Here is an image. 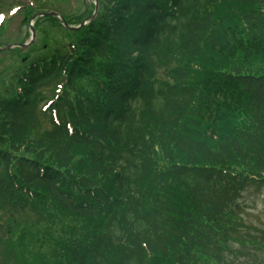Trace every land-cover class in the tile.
I'll list each match as a JSON object with an SVG mask.
<instances>
[{
  "label": "trees",
  "instance_id": "trees-1",
  "mask_svg": "<svg viewBox=\"0 0 264 264\" xmlns=\"http://www.w3.org/2000/svg\"><path fill=\"white\" fill-rule=\"evenodd\" d=\"M99 3L2 54L0 264H229L264 185V0Z\"/></svg>",
  "mask_w": 264,
  "mask_h": 264
},
{
  "label": "rangeland",
  "instance_id": "rangeland-1",
  "mask_svg": "<svg viewBox=\"0 0 264 264\" xmlns=\"http://www.w3.org/2000/svg\"><path fill=\"white\" fill-rule=\"evenodd\" d=\"M33 1L34 0H0V13L6 15L7 23H9L8 31L3 38V44H7L10 41L21 42L26 40L28 27L23 23V15L21 14L10 17L9 11L12 8L17 7L18 4L26 5V3H33ZM51 1L55 8L61 9V11L72 15H79L86 10V5L83 4L82 0H68L69 2L67 0ZM43 28L45 31L37 32L36 42L30 48L36 53L41 52L44 41L47 40L48 42L49 40V42H51L52 37L56 33V30L51 27L50 23H43ZM48 32L50 33L49 36ZM25 51L26 50L23 52ZM14 64V60L10 58V56H3L0 54V76L2 75L0 77V92L4 90L1 81L6 75L5 70H10ZM7 77L9 78V75ZM51 91L52 90H46L44 92L47 100L52 97ZM242 203L245 205V212L242 215L238 238L240 240H246V245L242 246V244L239 243H232L231 245L234 247L235 253L228 255V262L229 264H264V250L248 243V241L256 239L264 246V185L249 188L243 195ZM24 221L25 219L23 222ZM3 253L5 255V253L8 252L5 249ZM11 263L12 260L9 259L8 264ZM18 264H20V261Z\"/></svg>",
  "mask_w": 264,
  "mask_h": 264
},
{
  "label": "water",
  "instance_id": "water-1",
  "mask_svg": "<svg viewBox=\"0 0 264 264\" xmlns=\"http://www.w3.org/2000/svg\"><path fill=\"white\" fill-rule=\"evenodd\" d=\"M96 2H97V4H96L95 14H94V16L91 18V20L95 19L96 15H97V13H98V9H99V6H98V0H96ZM46 16H56V17H59V15H57V14L46 13V14H41V15H38V16L34 17V18H33V21H35L38 17H46ZM59 18H60V17H59ZM61 19H62V18H61ZM62 20H63V19H62ZM63 22H64V20H63ZM64 24H65V27H66L67 29H69V30H78V29L82 28V27L86 24V22H84V23L80 26V28H72V27L68 26L65 22H64ZM30 27H31V31H32V41H31L30 44H28V45H23V46L12 45V46H8V47L5 48V49H0V51H2V50H6V49H8V48H14V47H17V46L22 47V48H26V47L32 45L33 42H34L35 39H36V32H35L34 27H33L32 24L30 25Z\"/></svg>",
  "mask_w": 264,
  "mask_h": 264
},
{
  "label": "snow or ice",
  "instance_id": "snow-or-ice-1",
  "mask_svg": "<svg viewBox=\"0 0 264 264\" xmlns=\"http://www.w3.org/2000/svg\"><path fill=\"white\" fill-rule=\"evenodd\" d=\"M17 11L16 9H13V12ZM0 19H3V15L0 14Z\"/></svg>",
  "mask_w": 264,
  "mask_h": 264
}]
</instances>
